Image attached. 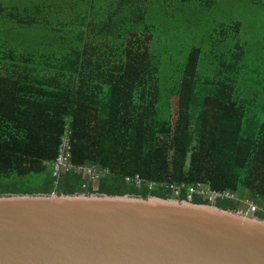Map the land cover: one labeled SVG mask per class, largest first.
I'll use <instances>...</instances> for the list:
<instances>
[{"label":"trees","instance_id":"1","mask_svg":"<svg viewBox=\"0 0 264 264\" xmlns=\"http://www.w3.org/2000/svg\"><path fill=\"white\" fill-rule=\"evenodd\" d=\"M52 191L264 218V0H0V195Z\"/></svg>","mask_w":264,"mask_h":264},{"label":"water","instance_id":"2","mask_svg":"<svg viewBox=\"0 0 264 264\" xmlns=\"http://www.w3.org/2000/svg\"><path fill=\"white\" fill-rule=\"evenodd\" d=\"M0 264H264V218L157 194L5 193Z\"/></svg>","mask_w":264,"mask_h":264},{"label":"built area","instance_id":"3","mask_svg":"<svg viewBox=\"0 0 264 264\" xmlns=\"http://www.w3.org/2000/svg\"><path fill=\"white\" fill-rule=\"evenodd\" d=\"M71 142H70V138L68 136H66L62 142L61 145V152L57 158V161L54 163L55 166V170H54V174L57 175L60 173V171H65L68 169H76L77 171H81L83 176L86 178H90V179H96L97 178V173L94 171L93 168L88 167L86 165L84 166H74L71 163L70 160V156H71ZM136 183H140V180L135 179ZM171 187L174 189V192L177 193L178 192V186L177 185H171ZM208 189V186L205 184H198L196 186H191L189 188L190 193L192 191H196V192H203L205 190ZM190 193L188 195H190ZM208 193V200L209 201H213L214 197L217 195H222V192L220 191H216L213 189H208L207 190ZM251 209H255V206L253 203H251ZM245 211L244 209H240Z\"/></svg>","mask_w":264,"mask_h":264},{"label":"rangeland","instance_id":"4","mask_svg":"<svg viewBox=\"0 0 264 264\" xmlns=\"http://www.w3.org/2000/svg\"><path fill=\"white\" fill-rule=\"evenodd\" d=\"M83 177H84V176H83ZM86 177H87V176H86ZM86 177H85V178H86ZM93 186L95 187V186H96V184H94ZM242 206H243V204H242ZM241 208H242V209H244V210H245V212L252 213V211H253V209H251V207H250V208H248V209H247V207H246V208H245V207H241Z\"/></svg>","mask_w":264,"mask_h":264},{"label":"bare ground","instance_id":"5","mask_svg":"<svg viewBox=\"0 0 264 264\" xmlns=\"http://www.w3.org/2000/svg\"><path fill=\"white\" fill-rule=\"evenodd\" d=\"M96 168V167H95Z\"/></svg>","mask_w":264,"mask_h":264},{"label":"crops","instance_id":"6","mask_svg":"<svg viewBox=\"0 0 264 264\" xmlns=\"http://www.w3.org/2000/svg\"><path fill=\"white\" fill-rule=\"evenodd\" d=\"M84 166V165H83Z\"/></svg>","mask_w":264,"mask_h":264}]
</instances>
